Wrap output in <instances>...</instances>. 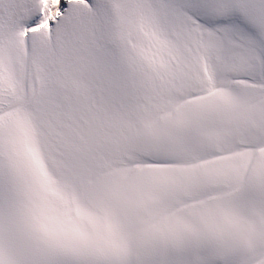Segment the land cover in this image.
I'll use <instances>...</instances> for the list:
<instances>
[{
	"label": "snow or ice",
	"instance_id": "snow-or-ice-1",
	"mask_svg": "<svg viewBox=\"0 0 264 264\" xmlns=\"http://www.w3.org/2000/svg\"><path fill=\"white\" fill-rule=\"evenodd\" d=\"M0 264H264V0H0Z\"/></svg>",
	"mask_w": 264,
	"mask_h": 264
}]
</instances>
